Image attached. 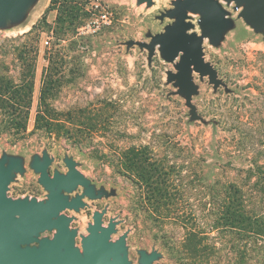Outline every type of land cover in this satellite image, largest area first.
Segmentation results:
<instances>
[{
  "label": "rangeland",
  "instance_id": "rangeland-1",
  "mask_svg": "<svg viewBox=\"0 0 264 264\" xmlns=\"http://www.w3.org/2000/svg\"><path fill=\"white\" fill-rule=\"evenodd\" d=\"M222 3L235 26L217 47L204 39L203 51L231 91L222 86L213 90L207 77L200 80L194 73L198 93L192 102L206 122L189 121L184 99L166 83V70L174 67L157 48L148 65L146 49L126 48L124 43L148 41V30L162 31L171 19L159 20L155 15L171 7V0H153L151 6L137 5L136 0H38L21 24L0 29V47L3 38L29 30L37 46L28 130L33 127L42 73L48 65L46 53L60 50L50 63L58 72L56 93L47 100L59 112L63 126L55 133L36 132L16 142L0 137V155L6 151L24 157L25 171L10 182L7 195L42 199L46 191L28 166L31 155L46 148L53 158L51 173L66 171L62 159L71 155L77 169L96 186L116 189L108 198H85L86 205L78 212L64 211L74 216L70 227L78 228L76 244L80 245L79 234L87 233L93 211L106 207L103 224L110 217L119 220L112 239L128 230L132 264H138L139 248L162 253L152 264H225L228 235L217 233L218 254L205 258L191 252L186 228L151 212V194L128 164L119 163L122 153L137 151L147 165L169 170L173 198L183 204L186 224L196 232L206 230L212 210L226 200L225 195L238 196L229 183L244 194L248 208L264 211V39L237 17L241 7L234 10L233 2ZM69 10L72 24L62 22ZM191 16L195 27L188 31L199 34L197 15ZM0 63L17 78L19 63L12 53L0 55ZM246 170L255 175L248 178Z\"/></svg>",
  "mask_w": 264,
  "mask_h": 264
},
{
  "label": "water",
  "instance_id": "water-1",
  "mask_svg": "<svg viewBox=\"0 0 264 264\" xmlns=\"http://www.w3.org/2000/svg\"><path fill=\"white\" fill-rule=\"evenodd\" d=\"M38 0H0V29L21 24ZM226 5L234 3L237 17L249 25L264 39V0H171V7L160 11L155 18L165 17L171 22L163 30L145 36L148 41L127 39L126 48L137 45L147 50L150 65L156 51L160 57L172 63L174 70H166V83L176 88L175 93L184 99L188 108L189 121L196 119L206 122L198 113L192 96L198 93L194 73L200 80L207 77L213 90L222 86L225 92L231 88L218 77L216 69L204 58L203 42L217 47L225 34L234 28L235 20ZM151 6L153 0H136V4ZM197 15L199 34L194 29L191 14ZM53 158L43 148L41 154L31 155L28 166L38 175L37 182L46 191L42 199L35 196L11 197L7 195L9 184L17 175L25 171L21 154L2 151L0 155V264H132L128 258L126 238L128 230L112 239L119 220L110 217L103 224L106 207L94 210L92 221L87 223L86 234L80 233V245L76 244L77 227H70L73 215L65 210L78 212L86 205V199L108 198L116 194V189L96 186L94 182L77 169L78 162L65 154L62 161L66 171L49 166ZM80 188V191L77 189ZM52 236H41L43 232ZM138 264H152L162 253L155 248L147 251L137 249Z\"/></svg>",
  "mask_w": 264,
  "mask_h": 264
},
{
  "label": "trees",
  "instance_id": "trees-1",
  "mask_svg": "<svg viewBox=\"0 0 264 264\" xmlns=\"http://www.w3.org/2000/svg\"><path fill=\"white\" fill-rule=\"evenodd\" d=\"M73 17L74 15L69 10L65 12L62 22L72 24L73 21L68 19ZM59 27L58 33L61 34L64 26ZM2 43L4 45L0 47V55L5 56L7 53H12L19 63V74L14 79L9 74V67L0 63V137L5 136L10 142H16L36 132L52 134L59 131L63 126L59 112L49 104L47 98L56 93L55 84L57 85L58 79L55 75L58 72L55 71V67H51L50 63L55 62L60 50L55 48L48 54L46 53L48 65L42 73L39 103L35 111L33 127L28 130L27 122L31 108L34 65L37 55L32 30L3 38ZM119 163L128 164L131 171L142 182L141 184L147 188L146 191L151 194L152 199L149 202L151 212L157 214L162 220L180 224L186 228V240L189 242L191 252L206 255L205 258L218 254L220 248L215 246L218 241L217 233L223 232L229 237L225 264L264 262V211L248 208L244 194L234 183H229L228 187L238 192V196L229 198V195H225L226 200L224 199L212 210V218L204 227L206 230L196 232L188 228L186 224L183 204L173 198L171 192L173 178L169 170L163 165H147L137 151L122 153ZM246 171L248 178L255 175L252 170ZM141 186L139 185V189ZM140 193L142 195L141 191ZM138 205L142 207V204Z\"/></svg>",
  "mask_w": 264,
  "mask_h": 264
},
{
  "label": "flooded vegetation",
  "instance_id": "flooded-vegetation-1",
  "mask_svg": "<svg viewBox=\"0 0 264 264\" xmlns=\"http://www.w3.org/2000/svg\"><path fill=\"white\" fill-rule=\"evenodd\" d=\"M44 235H46V236H52V232H47L46 231V232L41 233V236H44Z\"/></svg>",
  "mask_w": 264,
  "mask_h": 264
},
{
  "label": "built area",
  "instance_id": "built-area-1",
  "mask_svg": "<svg viewBox=\"0 0 264 264\" xmlns=\"http://www.w3.org/2000/svg\"><path fill=\"white\" fill-rule=\"evenodd\" d=\"M47 42V41H46Z\"/></svg>",
  "mask_w": 264,
  "mask_h": 264
}]
</instances>
